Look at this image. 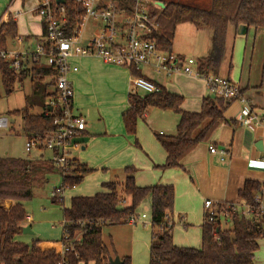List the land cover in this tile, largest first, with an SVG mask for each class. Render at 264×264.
<instances>
[{"label":"trees","instance_id":"16d2710c","mask_svg":"<svg viewBox=\"0 0 264 264\" xmlns=\"http://www.w3.org/2000/svg\"><path fill=\"white\" fill-rule=\"evenodd\" d=\"M110 1L126 14H130L137 3V0ZM53 3L56 5L54 0ZM57 8L64 9L66 36L76 35L86 14L84 5L76 0H65ZM149 9L158 25L151 38L160 51L169 55L174 54L173 42L179 25L192 23L212 30V49L206 57L198 59V71L202 75H219L231 27L238 29L244 25L264 28V0H211L208 9L170 2L163 7L150 5ZM17 37L18 26L14 20L2 24L0 52L9 50ZM128 69L134 78L143 77L138 69ZM56 78L57 69L39 61L27 59L21 70L16 72L8 60L0 57V90L3 88L11 95L16 85L28 79L31 81L32 91L25 98L24 108L10 113L13 114L10 116L21 117L22 132L27 139L43 142L45 135L57 128L49 112V102L57 98ZM47 79L50 81L47 82ZM50 86L55 88L54 92L49 91ZM157 87L158 92L129 94V108L123 115L126 132L136 135L139 121L145 118L150 109L178 114L177 135L156 136L166 153L165 163L158 168L185 170L182 163L184 158L200 144L208 143L221 125L229 123L225 117L228 105L222 98L210 96L202 99L199 111H186L183 109L185 98L182 95L172 93L161 85ZM36 107H41L43 112L34 113L32 110ZM39 150L45 151L43 146ZM93 172V169L74 160L70 171L64 173L45 155L38 160L0 158V264H110L112 254L102 238L104 227L129 224L139 206L149 198L152 211L149 264H256L259 241L264 238V214L258 220L255 217L248 219L234 211L232 206L230 209L226 207L229 216L224 220L220 215L210 218L205 214L201 246H177L173 239L174 186H138L135 181L136 169L130 167L124 170V181L107 182L102 192L74 197L70 206L64 207L63 252L54 247L44 248L40 239L31 243L17 241L27 221L24 202L34 197L35 185L49 182L50 176L58 173L62 177V189L67 191L79 186ZM258 196L264 199L262 185L256 181H246L239 191L242 204L245 202L252 207L254 213H260L255 201ZM7 201L13 202L9 209L4 206ZM59 201L63 202V198L53 197L54 203ZM224 223L231 227L225 228ZM122 260L123 264H132L131 257H123Z\"/></svg>","mask_w":264,"mask_h":264},{"label":"crops","instance_id":"0c3cea01","mask_svg":"<svg viewBox=\"0 0 264 264\" xmlns=\"http://www.w3.org/2000/svg\"><path fill=\"white\" fill-rule=\"evenodd\" d=\"M147 1L158 3L160 6L163 4L162 7L170 2L203 9L211 6V0ZM40 2L41 0H0V26L8 23L10 19L14 20L18 26L17 38L24 39L23 44L20 45L16 38L12 45L10 44V50L24 52L34 50L37 43L45 37V23L38 11ZM16 13L20 15L16 16ZM101 29L102 25L94 21L89 31L90 35L83 36V44H88L93 37L99 35ZM212 39L213 32L208 28L197 27L192 23L181 24L177 28L173 42V55L178 59L192 57L198 60L206 57L212 49ZM71 64L78 67L77 72L69 75L74 90V107L87 124L82 137L83 148L73 153V158L89 169H93L94 172L87 175L79 186L64 192L66 196L63 202L65 203L67 199V205L64 207H69L74 197L93 196L102 192L103 185L114 180V172L129 167L135 168V181L138 186L149 187L156 184L174 186L176 198L173 221L175 225L177 221L189 226L185 229L186 235L195 230L190 238L185 239H180L174 230V243L177 246L199 248L202 243L205 201L209 200L215 204L241 205L239 191L249 180L259 182L264 193V125L253 129L241 127L237 123L241 110L240 104L228 105L225 117L229 123L221 125L208 143L200 144L184 158L182 163L185 170H161L158 166L165 163L166 153L156 136L157 134L177 135L180 116L169 111L150 109L145 118L139 121L137 134L129 135L125 129L123 115L129 108L128 96L133 90L134 77L130 70L104 63L95 57H74ZM144 67L146 70L143 69ZM138 70L144 78L154 84L164 86L170 92L180 95L182 94L180 90L169 89L166 82H162L161 75L185 76L187 77L185 80L198 78L202 79V82L204 80L202 77L182 73L172 75L158 73L153 65L142 66ZM148 70L155 76L151 77ZM219 76L241 86L257 110L264 112V28L246 26L245 30L234 27L229 29L225 58ZM28 81L31 83L30 79ZM210 95L202 93L201 101ZM185 101L184 110L199 111V108ZM36 108L40 112L35 113L43 112L41 107ZM4 115L10 118L11 129L17 120L21 119V117ZM18 131L16 135L21 136L27 143V138L22 132V125ZM211 146L217 147L219 151L225 150L226 155L220 152L211 153ZM35 152L39 153L38 156L34 155L36 157H30L32 153H29L28 157L10 156V152L3 157L32 160H38L42 155L48 159L50 157L47 151L35 150ZM148 200V207H151L150 198ZM127 202L129 204V200ZM12 205V201L4 204L8 209ZM33 225V217L27 213L25 227L30 226L34 231L29 237L30 241L40 239L43 241L44 248L54 247L57 250L62 248L60 241L43 238L39 235L38 228ZM223 226L227 228L226 224ZM24 235L27 234L23 232L17 237V241L27 243ZM150 244L151 238L149 249ZM119 258L122 259V257ZM147 258L146 261L149 264L150 253ZM255 262L264 264V238L259 241Z\"/></svg>","mask_w":264,"mask_h":264},{"label":"built area","instance_id":"2783aa9c","mask_svg":"<svg viewBox=\"0 0 264 264\" xmlns=\"http://www.w3.org/2000/svg\"><path fill=\"white\" fill-rule=\"evenodd\" d=\"M84 5L86 14L80 30L76 35L66 36L67 19L64 9H59V4L53 0H41L38 7L47 29V37L43 38L34 50H5L0 52V57L10 62L11 68L19 72L27 59L39 61L44 65L57 69L56 89L57 98L49 102L54 117L56 130L45 135L43 142L27 139L26 151L32 153L44 147L50 153L49 161L56 167L68 173L75 160L73 153L83 148V132L86 130V121L79 115L74 107V90L69 75L77 72L78 67L71 64L74 57H95L104 63L124 68L139 69L142 66L153 65L158 73L172 75L182 73L202 77L207 84L208 91L213 97L222 98L227 105L238 103L241 110L237 123L244 128L253 129L264 125V112H259L247 95L245 90L231 80L215 74L202 75L198 71V60L195 58L178 59L158 49L156 42L151 38L154 30L158 28L152 19L150 5L159 7L155 2L137 0L136 6L130 14L123 13L115 2L110 0H76ZM20 13H16V16ZM96 21L102 25L99 35L93 37L84 45L82 28L86 22ZM18 44H23L24 39L17 38ZM132 92L154 93L159 88L152 81L138 77L133 79ZM10 118L0 115V136L11 126ZM211 153L220 152L226 155L225 150L219 151L215 146L210 147ZM65 190L61 187L55 189L53 196L63 198ZM259 205L260 213H254L252 207L243 204H215L205 201V214L210 218L219 215L226 219L230 207L238 211L245 218L259 219L264 214V199L258 196L255 200ZM242 206V207H241ZM219 209L222 211L219 212ZM146 216H133L129 224L135 225L138 220ZM225 222V221H224ZM225 224V223H224ZM58 251L63 252L64 246Z\"/></svg>","mask_w":264,"mask_h":264},{"label":"rangeland","instance_id":"374dc122","mask_svg":"<svg viewBox=\"0 0 264 264\" xmlns=\"http://www.w3.org/2000/svg\"><path fill=\"white\" fill-rule=\"evenodd\" d=\"M41 16V15H40ZM42 17V16H41ZM93 20L86 22L82 28V35H90V30L93 27ZM12 45V44H11ZM10 49V48H9ZM190 58V57H187ZM146 70V68H143ZM148 74L153 77L155 76L153 72L147 71ZM162 82H166L169 89L180 90L181 95L185 97V102L192 103L194 107L201 109L200 101L201 94L206 95L208 93V87L206 82L202 79H191L185 80V76H163L161 75ZM50 80L47 79V82ZM55 88L50 86L49 91L54 92ZM32 91V85L28 80L23 81L20 85H16L15 91L8 95L6 91L1 88V98H0V115H13L10 114L13 110H19L25 106V98L29 96ZM140 94H145L140 92ZM212 96V95H210ZM213 97V96H212ZM46 102H48L46 100ZM11 111V112H10ZM35 112H40L38 109L32 110ZM19 117L20 116H16ZM144 123V121H142ZM22 119H18L14 127H11L4 131L3 135L0 136V157L9 155L28 157L29 153L26 152V142L21 136L16 135L18 130L21 129ZM33 150L30 157H36L39 155L38 152ZM34 153V154H33ZM13 154V155H11ZM24 154V155H23ZM36 155V156H34ZM77 155V154H76ZM52 163V162H51ZM53 164V163H52ZM54 165V164H53ZM126 174L124 170H119L113 173V179L119 182L124 181ZM62 177L56 173L50 176L49 182L37 184L34 187V197L24 202V207L27 210L28 215H31L34 220V227L38 228L39 235L43 238L50 239L52 241H60L63 238V210L64 206L67 205L66 202L53 203V193L55 189L62 186ZM63 200L65 199L66 193L63 195ZM149 200L144 201L136 211V216L146 215V219L138 220L135 225L125 224V225H113L106 226L103 229L102 238L106 246L109 248L112 254V258L116 257H131L132 264H148L147 257H149V240L151 238V224H152V214L151 207H148ZM175 227V233H178L180 239L190 238L192 233L188 235L185 234V229L189 226L183 225L177 221ZM231 227L230 224H226ZM56 226L55 228H52ZM187 226V227H186ZM32 231V230H31ZM34 233V231H32ZM33 234L24 235V240L27 243H31L29 240ZM198 238L201 239V232L198 231ZM115 257V258H116ZM84 264V263H81Z\"/></svg>","mask_w":264,"mask_h":264},{"label":"water","instance_id":"95a60500","mask_svg":"<svg viewBox=\"0 0 264 264\" xmlns=\"http://www.w3.org/2000/svg\"><path fill=\"white\" fill-rule=\"evenodd\" d=\"M56 1V3L57 4H59V5H61V4H63L64 2H65V0H55ZM161 5H163V4H161ZM239 29L241 30V29H246V26H244V25H241L240 27H239ZM50 111H52V108H50ZM25 234H31L32 233V231H31V227L30 226H27V227H25L24 228V231H23ZM124 262H123V260L122 259H120L119 257H116V258H110V264H123Z\"/></svg>","mask_w":264,"mask_h":264}]
</instances>
